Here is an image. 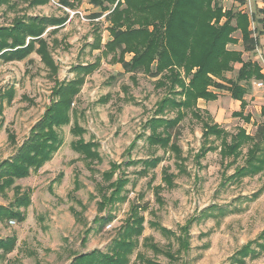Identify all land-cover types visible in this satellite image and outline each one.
<instances>
[{"label": "rangeland", "instance_id": "374dc122", "mask_svg": "<svg viewBox=\"0 0 264 264\" xmlns=\"http://www.w3.org/2000/svg\"><path fill=\"white\" fill-rule=\"evenodd\" d=\"M217 1L222 4L224 11L234 7L238 12L247 13L250 18L249 30L257 31L255 36L260 40L264 35V22H257L252 16L255 13L259 16L258 10L264 7V0H260L253 9L250 8L249 0ZM119 2L124 4L125 0H115L113 6H109L114 7ZM66 12L69 14L68 21L52 35L61 40L52 48V52L60 66L61 80L72 78L71 66L76 63L92 62L100 57V67L87 77L73 107L78 113L74 119L77 117L78 123L86 129L83 135L85 140L92 137L100 143L103 161L96 164L98 171L92 174L84 155L71 148L72 140L77 138L70 131L73 119L70 124L62 127L64 143L52 159L25 178L15 179L8 185L1 183L3 190L0 191V205H7L14 199L16 185L28 191L29 202L21 208L24 215L21 221L18 217H0V240L15 238L14 248L5 258L0 259V264H9L15 259L22 264H70L75 254L94 249L105 250L107 246L113 245V239L127 215L130 202L137 199L149 205L144 213L147 221L140 240L152 237L151 241L157 242L161 251L154 252L151 248L140 245L130 256L128 264H264V251L255 243L252 247L257 252L247 256L245 263L234 261L233 258L235 252L241 250L247 242L254 239L263 242L259 236L264 231V171L223 185L224 178L233 174L234 167L244 164L246 148L236 164L227 168L225 166L232 158L222 160L219 150H210L197 161L196 154L204 145L202 123L190 113L180 123L182 132L179 139L186 156L187 173L178 174L171 154L147 145L149 129H145L144 124L152 116L156 102L168 90L165 87H155L156 78L144 73H138L133 81L130 73L124 72L122 64L111 62V55L104 56L100 50L91 51L89 44L94 39L96 27L102 33V44L111 39L110 23L106 19L108 12L93 18V14L101 12V9L89 0H81L76 8L64 7L59 0H49L36 7H29L25 0H19L16 10H9L5 6L0 8V24H10L15 13L63 16ZM225 18L223 16L220 19V24ZM231 36L234 41L228 43L227 47L242 51L243 61L255 62L261 68L255 50L244 51L242 30L236 29ZM258 46L264 51V42L261 44L259 41ZM130 57L128 54L127 58ZM29 58H33V63H27V59L0 63V89L11 84L17 89L12 105L6 106L3 113V124L0 126V162L15 154L29 135L30 128L50 103L53 83L46 75L39 55L32 53ZM241 65L239 62L235 63L234 70L227 72L225 78L236 79ZM261 73L264 76L262 68ZM256 81L258 80L251 81L247 89L248 112L253 122L243 123L248 130L253 129V133L264 122L261 112L264 93L257 90L264 87H257L254 84ZM124 86L128 87V95L133 96L135 102L125 101ZM226 91H221L224 93L219 100L222 105L231 97ZM23 94L34 99L35 103L31 105L22 100ZM103 97L108 100L100 101ZM218 102H201L199 108L205 113V108L209 106L208 112L213 116L212 120L219 122L228 132H235L242 122L232 119L234 106H222L219 112L221 104L218 105ZM174 115L173 112L168 113L169 117ZM9 131L16 135V144L10 143ZM135 139L136 144L128 153V148ZM210 140L209 144L220 145V139L211 136ZM153 154L163 156V161L148 176H138L135 173L134 170L141 165L128 168V175L132 180L127 185L129 199L111 209L115 214L114 220L98 228L95 218L100 213L96 198L91 195H97L95 183L100 180V171L108 169L111 161L124 162L129 158H147ZM166 166L177 173L176 186L164 187L161 193L164 204L159 205L148 182L153 177L152 186L163 184L162 169ZM261 188L263 191L255 196ZM220 209L226 212L222 214ZM150 210L155 211V214ZM191 218L193 220H189ZM152 220H157L175 232H178L179 225H184L189 220L187 253L184 252L176 261L171 262L165 252L173 239L151 227ZM88 228L91 231L86 233ZM143 255L146 258L142 259Z\"/></svg>", "mask_w": 264, "mask_h": 264}, {"label": "trees", "instance_id": "16d2710c", "mask_svg": "<svg viewBox=\"0 0 264 264\" xmlns=\"http://www.w3.org/2000/svg\"><path fill=\"white\" fill-rule=\"evenodd\" d=\"M18 1L0 0V8L5 6L9 10H16ZM25 1L29 7L49 2V0ZM80 1L59 0V3L64 7L76 8ZM89 1L101 9V12L93 14V18L108 12L106 19L110 23L111 35V39L102 44V33L96 27L94 39L89 44L91 51L97 49L104 56L111 55V62L122 64L124 72L130 73L133 81L136 80L138 73H144L156 78L155 87H165L168 90V93L156 102L152 116L144 124L145 129H149L146 136L149 147L160 148L171 154L178 174L187 173L186 156L183 154L179 139L182 132L180 123L190 113L202 123L204 145L196 154L197 161L210 150H219L222 160L232 158L231 162L226 164L227 168L236 164L243 154V149L246 148L244 164L236 165L233 174L224 178L223 185L228 181H237L264 171V122L257 126L252 135L247 134L243 127H238L235 132H228L212 120L207 110L204 113L198 106L199 99L216 100L218 94L215 89H226L231 92L233 98L242 101L241 105L244 108L246 105L244 96L251 81L264 80L257 63L243 61L242 51L227 47L228 43L234 41L231 34L236 29L243 32L244 51H254L259 45V39L255 36L257 31L249 30L250 18L247 13L238 12L234 7L224 11L222 4L217 0H125L124 4L119 2L114 7L112 6L115 0ZM110 4L112 6H109ZM258 11L259 16L255 13L252 17L263 23L264 7ZM68 16L67 12L63 16L15 13L10 24H0V63L25 59L27 63H33V58L29 56L36 53L46 70V75L53 83L50 103L40 119L30 128L29 135L19 145L15 154L0 162V191L3 190L1 183L8 185L15 179L25 178L54 157L64 143L62 127L70 124L78 115L73 107L74 100L79 96L87 77L101 65L100 57L92 62H78L71 66L72 78L64 80L59 78L60 66L53 56L52 48L61 40L52 35L66 24ZM223 16H226L225 21L220 24ZM128 54L131 55L130 58H127ZM237 62L242 65L238 69L236 79L227 80L226 73L233 71ZM123 88L126 92L125 101L135 102V98L128 95V87ZM16 93L17 89L13 84L0 89V126L3 124L4 109L12 105ZM21 99L31 105L35 103L34 99L26 94H23ZM107 100V97L100 99L102 102ZM169 112L175 115L169 117ZM261 112L264 115V106ZM234 115L243 116V113L234 112ZM245 118L249 120V116ZM70 131L77 137L72 140L71 148L84 155L88 168L95 174L98 171L96 164L103 161L100 143L92 137L85 140L83 135L86 129L78 123L77 117ZM9 133L10 143L16 144V135L10 131ZM211 136L220 139L219 146L209 144ZM137 139L129 146L128 153L134 148ZM163 159V156L153 154L147 158H129L124 162L111 161L108 169L100 171V180L95 183L97 195H91L96 198L97 210L100 213L95 218L98 228L114 220L115 214L111 209L129 199L127 185L132 180L128 175V168L141 165L134 170L135 173L138 176H148ZM176 177L177 173L166 166L162 169L163 184L152 186L153 177L149 180L148 187L153 188L159 205L164 204L162 190L165 186L174 188ZM262 191L263 188L258 190L255 196ZM28 194V191L22 190V186L16 185L14 199L7 205H0V217H18L21 221L24 218L21 208L28 204ZM142 197L141 195V199ZM76 201L81 204L79 199ZM148 209L147 202L132 200L127 215L113 239V245L107 246L105 250L94 249L75 254L70 264H128L130 256L140 245L160 252L157 242L151 241L152 237L140 240L147 221L144 213ZM102 212L104 215H101ZM150 212L155 214L153 210ZM225 212L220 209V213ZM189 220L186 224L178 226V232L164 227L157 220L150 221L151 227L173 239L168 243V250L165 252L171 262L188 251ZM90 231L91 228H88L85 232ZM9 239L0 240V259L5 258L15 246V238L14 244L13 239ZM259 239H263V242L251 240L241 250L235 252L234 261L245 263L247 256L257 252L252 247L254 243L264 251V231ZM141 258L146 257L143 255ZM142 259L140 261L144 262ZM9 264L22 263L15 259Z\"/></svg>", "mask_w": 264, "mask_h": 264}, {"label": "crops", "instance_id": "0c3cea01", "mask_svg": "<svg viewBox=\"0 0 264 264\" xmlns=\"http://www.w3.org/2000/svg\"><path fill=\"white\" fill-rule=\"evenodd\" d=\"M260 0H249L248 1V3L250 4V8L251 9H253L254 7H255V5L256 4H258V2H259ZM234 3H236V4H238L236 1H234ZM239 5V4H238ZM255 35H256V33H255ZM260 43L261 44H263V42H264V35L260 38ZM97 50V49H96ZM254 53H255V51H254ZM263 53H264V51H263ZM122 66V65H121ZM257 89V88H256ZM224 89H222V90H220V89H215V92H217V94H218V98L216 99V100H213V101H206V100H204V99H199L198 100V106H200V103L201 102H207V103H211V102H218L219 100H220V98L221 97H223L222 96V94H224V93H222L221 91H223ZM257 90H262V92L264 93V88H262V89H257ZM228 92H229V95L231 96V97H228L229 98V100L228 99H226V104L225 105H222L221 103H220V101L217 103L218 105H220V107H219V112H221V110H222V106H225V107H230L231 105H233L234 106V111L232 112V119H237V120H239L240 122H242L241 124H239L240 125V127H243L244 129H245V131H246V133L247 134H250V135H252V130L253 129H251V130H248L247 128H245L246 127V125H243V123H248V122H250V123H252L253 122V118H252V116H250V113L248 112V101H247V94L248 93H246L245 94V96H244V101L246 102V105H245V107L244 108H242V105H241V103H242V101L241 100H239V99H235V98H233L232 97V95H231V92L229 91V90H227ZM225 92V93H228V92ZM257 92H255V94H256ZM264 95V94H263ZM251 96V95H250ZM252 97V96H251ZM264 97V96H263ZM257 98V97H256ZM255 98V99H256ZM207 111L208 110H210V108H209V106H208V108L206 107L205 108ZM239 111H242V113H243V116H235L234 115V112H239ZM209 113H210V111H209ZM210 115H211V113H210ZM245 116H249V120H247L246 118H245ZM213 117V116H212ZM228 120V119H227ZM216 122V121H215ZM216 123H219V122H216ZM220 125V124H219Z\"/></svg>", "mask_w": 264, "mask_h": 264}, {"label": "built area", "instance_id": "2783aa9c", "mask_svg": "<svg viewBox=\"0 0 264 264\" xmlns=\"http://www.w3.org/2000/svg\"><path fill=\"white\" fill-rule=\"evenodd\" d=\"M252 26L254 27L253 24ZM255 56L258 58V61L260 62L262 71L264 73V53L262 49L259 48V46H256L255 48ZM254 84L257 85V87H264V80H258L254 82ZM10 222H14V221L10 220Z\"/></svg>", "mask_w": 264, "mask_h": 264}]
</instances>
